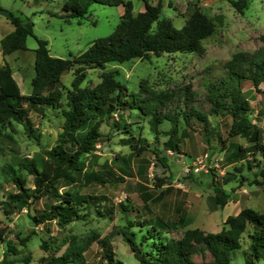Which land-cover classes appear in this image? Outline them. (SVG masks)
I'll return each instance as SVG.
<instances>
[{
  "label": "rangeland",
  "instance_id": "374dc122",
  "mask_svg": "<svg viewBox=\"0 0 264 264\" xmlns=\"http://www.w3.org/2000/svg\"><path fill=\"white\" fill-rule=\"evenodd\" d=\"M130 1L134 13L143 9L145 1L160 3V18H169L176 27H181L188 14L198 8L214 21L215 30L202 40V53H163L152 55L150 59L108 62L103 69H88L83 85L94 86L102 79L101 75L111 74L133 91L138 90L141 81L155 90L178 91L188 87V91L194 93L189 103L208 112L209 103L204 99L206 85L224 75V65L235 52L252 53L262 45L259 37L264 33V0H247V7L242 12H238L229 0ZM0 5L33 23V35L26 38L27 49L14 51L8 57L16 87L24 94L32 90L33 50L37 46L35 36L47 40L51 55L71 58L83 52L93 40L111 33L124 12L122 6L93 3L84 17L67 20L61 16L62 0H0ZM72 78L73 74L69 72L63 82L69 86ZM14 91V86L7 90L9 93ZM241 91L250 102L248 117L260 129L264 144V82L259 89H255L250 81L244 80ZM168 105L174 106L175 101ZM181 107L184 108V104ZM116 112L119 114L121 111L118 109ZM125 114L126 121L132 123L134 136L147 138L148 150L138 156L131 154V149L123 142L124 137L129 135L102 123L100 129L104 135L94 149L81 158L86 163V177L98 176L109 180L60 188L59 191L68 188L80 196L97 198L90 208L80 205V218L63 226L58 225L55 219L36 223L31 218L35 211L40 212L54 202L52 198L44 196L32 200L29 205L10 214L5 212L2 204L7 193L18 191L9 178L7 165L13 166L15 174L24 176L26 188L30 191L34 188L33 177L19 171L17 161L23 158L39 161L44 149L56 143L63 121L59 109L48 108L43 114L30 113L34 136L28 135L19 124L13 125L11 137L0 136V264H39L41 257L49 253L61 254L74 246L81 251L82 264H106L104 250L112 251L113 264L119 261L137 264L126 238L132 236L139 243L144 229L131 225L135 221V212L130 214L121 209L128 199L130 204L140 208L142 216L157 214L176 223L170 232L174 238L193 227L217 232L227 216L235 215L243 208L259 212L264 210V187L258 184L264 158L260 153H247L241 160H232L233 144L246 147L252 143L240 136L227 137L229 118L222 119L210 112L208 135L202 131L203 124L195 122V130H187L188 134L181 138L179 152L164 144L168 139L164 131L170 128L169 122L159 126L161 133L155 141L147 117L137 111L130 114L126 110ZM85 131L86 128L79 134ZM224 139L226 142L223 145ZM154 148L158 155L154 153ZM201 157L203 161L196 164L199 169L194 171L193 163ZM157 176L170 181V186L159 202H148L144 208L139 195L142 185L152 190ZM214 185L220 186L227 194L223 208L215 202ZM165 187L167 184L156 189V193ZM96 207L102 211L109 208L110 213L101 215L96 212ZM8 241H13L15 250H8ZM150 241L141 248L150 247ZM246 247L244 242L240 249L233 250L229 264H245L243 250ZM204 254L203 259H211L208 251ZM193 259L201 261L202 255L195 254ZM253 264H264V255L254 260Z\"/></svg>",
  "mask_w": 264,
  "mask_h": 264
},
{
  "label": "trees",
  "instance_id": "16d2710c",
  "mask_svg": "<svg viewBox=\"0 0 264 264\" xmlns=\"http://www.w3.org/2000/svg\"><path fill=\"white\" fill-rule=\"evenodd\" d=\"M229 1L238 12H242L248 3L247 0ZM93 3L124 8L113 31L93 40L83 52L71 58L51 55L47 40L35 36L37 46L33 50L31 93L18 91L6 60L0 66V136L11 137L14 124L21 125L28 135L34 136L31 112L43 114L48 108L59 109L63 117L56 143L44 149L39 161L34 158L17 161L19 171H25L33 177L34 188L31 191L25 187L24 176L15 174L13 166L7 165L10 169L9 178L18 190L16 193H7L2 202L7 214L19 211L32 200L46 196L54 199V202L40 212L35 211L31 215L34 222L55 219L58 225L63 226L80 218L79 206L90 208L97 198L91 195L80 196L68 188L59 190L74 184L94 180L104 183L109 180L98 176L86 177V163L81 158L83 154L91 152L104 135L100 129L101 124L105 123L112 130L129 135L124 137L123 142L131 149V154L138 156L148 150L147 138L134 136L132 123L126 121V110L130 114L137 111L148 118L147 123L155 141L161 133L159 126L169 122L170 128L164 131L168 135L164 144L179 152L181 138L188 134L187 130H195V122L202 123V131L208 135L210 112L222 119L229 118L227 137L240 136L252 143L246 147L233 144L232 160H241L247 153H260L264 158L260 129L248 117L250 102L241 91L244 80L250 81L255 89H259V85L264 82V33L259 37L262 45L258 49L252 53L235 52L224 65V75L206 85L204 99L209 103V111L206 112L189 103L194 93L189 92L188 87L178 91L155 90L141 81L138 90L133 91L111 74L101 75L102 79L94 86L82 83L88 69H103L108 62L150 59L152 55L160 56L163 53H202V40L215 30V23L208 15L194 8L184 24L176 27L169 18H160V3L145 1L143 9L134 13L130 0H62L61 16L67 20L70 17H84ZM0 9L6 12L14 26L12 31L0 39L2 54L5 56L14 51L26 50V38L33 35V23L23 15L14 14L2 7ZM69 72H72L73 78L67 86L63 78ZM13 86L15 91L7 92ZM171 101H175V105L169 107ZM181 104H184V108ZM118 109L121 111L119 114L116 112ZM84 128L86 131L80 135L79 131ZM225 142L226 139L222 144ZM153 150L156 155L159 154L157 149ZM160 161L164 164V159ZM260 176L258 184L264 187V167L260 170ZM156 179L152 190L142 185L139 195L144 208L148 202H159L170 186L166 178L157 176ZM165 184L167 187L156 193V189ZM213 190L216 204L223 208L227 194L218 185H214ZM126 202L121 209L130 214L135 212V221L131 225L139 230L144 229L139 243L132 236L126 238L137 264H229L231 252L240 249L244 242L247 244L243 250L245 264H253L254 260L264 255V210L259 212L243 208L237 214L227 216L217 232H205L193 227L185 229L180 237L174 238L170 232L176 223L157 214L142 216L140 208L130 204L129 199ZM95 210L101 215L110 213L109 208L102 211L96 207ZM149 240L150 247L142 249L141 246L147 245ZM7 247L10 248L8 250H15L13 241H8ZM205 251L209 252L211 259H203ZM198 253L202 255L201 261L193 259V255ZM104 258L106 264H113L112 251L104 250ZM83 262L79 247L74 246L61 254L49 253L41 257L39 264ZM116 264L123 263L119 261Z\"/></svg>",
  "mask_w": 264,
  "mask_h": 264
},
{
  "label": "crops",
  "instance_id": "0c3cea01",
  "mask_svg": "<svg viewBox=\"0 0 264 264\" xmlns=\"http://www.w3.org/2000/svg\"><path fill=\"white\" fill-rule=\"evenodd\" d=\"M0 7H2L0 5ZM3 8V7H2ZM5 9V8H4ZM14 28L13 24L9 20L6 12L0 9V39L3 37L5 34L9 33L12 31ZM13 53V52H12ZM10 53V54H12ZM10 54L3 55L1 51V46H0V66L3 65L4 61L6 60L9 63L8 57Z\"/></svg>",
  "mask_w": 264,
  "mask_h": 264
},
{
  "label": "built area",
  "instance_id": "2783aa9c",
  "mask_svg": "<svg viewBox=\"0 0 264 264\" xmlns=\"http://www.w3.org/2000/svg\"><path fill=\"white\" fill-rule=\"evenodd\" d=\"M202 161H203L202 157L196 159V161L193 163L195 165L194 168H193L194 171H198L199 166H196V164L202 163Z\"/></svg>",
  "mask_w": 264,
  "mask_h": 264
}]
</instances>
